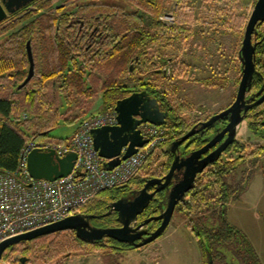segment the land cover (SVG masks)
I'll list each match as a JSON object with an SVG mask.
<instances>
[{
	"label": "trees",
	"instance_id": "trees-1",
	"mask_svg": "<svg viewBox=\"0 0 264 264\" xmlns=\"http://www.w3.org/2000/svg\"><path fill=\"white\" fill-rule=\"evenodd\" d=\"M234 1L241 9L251 2ZM70 4L74 5L73 14L85 17L86 23L99 24V34L92 42H86L89 30L79 33L78 25L69 24ZM164 8L165 0H35L1 21L0 168L15 170L28 141L68 143L71 137L56 138L51 132L62 124L81 123L87 117L114 110L117 100L132 92L135 81L145 82L161 108L169 111L167 123L160 126L166 132V143L151 153L141 172L128 183L101 191L81 209L94 216L91 220L94 225L119 226L117 212L107 214L109 204L141 188L147 178L159 172L167 173L175 156L170 150L171 143L195 126L186 117L191 105L178 96L170 83L171 78L165 71L159 72L157 64L168 61L166 55L170 50H176L198 31L185 20L164 22L161 19ZM257 29L254 35L258 42L256 72L249 95L264 85V23H259ZM28 40H31L34 55L35 75L19 89L29 72ZM239 52L236 57L241 73ZM133 61L140 63L134 66L140 77L129 70ZM191 66L186 62L176 63L172 73L186 76ZM144 70L148 73L146 78L142 75ZM240 80L241 77L238 84ZM99 95L101 106L96 113L91 112L94 106L91 100ZM76 108H82V113H75ZM246 120L250 136L246 140H236L221 158L199 174L194 188L176 208L200 239L202 264H208L209 254L214 264H262L248 236L231 225L226 217L229 202L241 198L247 190L253 167L264 154V102L253 104ZM190 141L195 142L197 148L205 140L194 135ZM246 164L251 168L242 169V177L237 180L239 169ZM163 197L164 192L158 193L139 220L158 215ZM210 217L215 222L213 226L207 223ZM160 223L152 221L148 229H156ZM20 245L25 247L23 254L29 257L35 252L38 261L48 264H62L72 256H87L95 250L110 254L134 249L111 237L95 243L84 241L74 230L43 235ZM15 248H8L4 258H9ZM226 251L231 252V261Z\"/></svg>",
	"mask_w": 264,
	"mask_h": 264
},
{
	"label": "water",
	"instance_id": "water-1",
	"mask_svg": "<svg viewBox=\"0 0 264 264\" xmlns=\"http://www.w3.org/2000/svg\"><path fill=\"white\" fill-rule=\"evenodd\" d=\"M33 1L35 0H0V22L10 13L16 12ZM259 23H264V0L256 1L245 28L239 52L242 74L235 100L227 108L195 125L171 143L170 150L175 156L169 171L164 176L147 178L141 188L133 189L109 204L110 209L107 214L117 212V219L121 225L99 227L91 222L93 215L79 212L2 241L0 263L8 248L23 241H30L59 231L74 230L79 238L93 243L105 237H111L121 243L130 244L134 248L144 247L163 235L171 224L178 204L194 188L198 174L218 160L235 141L251 106L264 102V85L257 92L249 95L256 72L258 42L255 41L254 35L258 33ZM27 53L30 61L29 72L26 79L18 86L19 89L26 86L35 75L31 40L27 42ZM134 66L133 61L129 70L133 71ZM114 110L117 113V124L101 126L91 131L95 149L107 160L104 167L110 170L119 166L122 161L137 153L149 142V138L142 133L143 124L165 125L169 115V111L161 108L158 99L152 97L146 90L133 92L118 99ZM221 120H227L228 123L210 142L191 151L188 155L182 154L180 147L185 141ZM226 134L228 136L222 142ZM219 142L221 144L215 150L206 154ZM77 158L78 154L75 151H68L63 156H59L53 148L38 147L28 155V170L34 179L55 181L74 171ZM151 188L154 190L150 191ZM160 192H164V197L159 203L160 213L140 221L139 217ZM152 221L161 223L154 231L149 232L148 225ZM26 259L27 257H22L20 261L24 263ZM208 264H214L211 254H209Z\"/></svg>",
	"mask_w": 264,
	"mask_h": 264
},
{
	"label": "rangeland",
	"instance_id": "rangeland-1",
	"mask_svg": "<svg viewBox=\"0 0 264 264\" xmlns=\"http://www.w3.org/2000/svg\"><path fill=\"white\" fill-rule=\"evenodd\" d=\"M256 1L251 0L247 7L241 9L234 0H165L162 16L170 13L175 19L185 20L198 31L195 36L183 41L176 50H170L166 55V59L172 57L169 60L172 88L175 87L178 96L191 105L186 112L190 123L194 119L217 113L235 100L239 87L237 81L242 74L239 73L236 54L241 48L242 41L240 45L239 43L243 40ZM182 62L192 65L187 71L188 74L183 77L172 73L173 65H181ZM99 97L100 95L91 100L94 105L91 112L100 108ZM82 111V108L74 110L75 113ZM77 125L78 122L62 124L51 133L56 138L71 137ZM243 137L239 135L240 140H246ZM246 167L251 168L249 164L242 166L237 180L242 177V169ZM253 169L247 190L241 198L231 199L226 217L231 225L248 236L264 264V154ZM207 223L213 226L215 222L210 217ZM24 248L20 244L16 245L14 253L9 256L11 264H48L38 261L35 252L29 257L26 256L23 254ZM95 251L101 253L99 254L105 264L118 261L121 264H202L200 239L188 227L185 216L179 211L175 212L165 233L154 243L119 253L105 254L101 250ZM226 252L228 260L231 261V252ZM22 257H27L24 263L19 261Z\"/></svg>",
	"mask_w": 264,
	"mask_h": 264
},
{
	"label": "built area",
	"instance_id": "built-area-1",
	"mask_svg": "<svg viewBox=\"0 0 264 264\" xmlns=\"http://www.w3.org/2000/svg\"><path fill=\"white\" fill-rule=\"evenodd\" d=\"M161 19L167 24L175 22V16L166 13ZM115 110L95 114L84 119L66 144L28 141L23 147L18 166L9 171L0 168V243L8 238L37 229L81 212L84 205L108 188L128 183L138 175L152 152L167 141L165 130L153 124H143L142 133L149 142L137 153L110 170L104 167L94 146L92 130L117 124ZM38 147L53 148L59 156L75 151L78 158L74 171L55 181L34 179L27 158ZM0 264H11L3 258Z\"/></svg>",
	"mask_w": 264,
	"mask_h": 264
},
{
	"label": "flooded vegetation",
	"instance_id": "flooded-vegetation-1",
	"mask_svg": "<svg viewBox=\"0 0 264 264\" xmlns=\"http://www.w3.org/2000/svg\"><path fill=\"white\" fill-rule=\"evenodd\" d=\"M69 6V10L67 11V13H72L71 14V16H69V24L71 25V26H73V27H76L77 25H78V27H79V33L80 32H83L84 33V31H87V30H89L88 31V39L86 40V42H92V39H94L95 38V35L98 33V26H99V24H97V22L96 23H92L91 21H88V23H86V19H85V17H83V16H81V15H76V14H73V12H74V10H73V8H74V5L73 4H70V5H68ZM25 7V6H24ZM24 7H22V8H24ZM22 8H20V9H22ZM19 9V10H20ZM96 18H98V17H96ZM90 27V29H88ZM99 34V33H98ZM172 58V57H171ZM170 57H167V59H168V64L166 65L164 62L163 63H158L157 64V69H158V71L160 72V71H165L168 75L171 73V70H169L170 69V66H169V60L171 59ZM137 60H138V58H137ZM163 60H164V58H163ZM139 61H137L136 62V64H135V67L137 66H139ZM145 72L142 74L143 75V78L145 77H148V73H147V71L146 70H144ZM134 72H135V74H136V76L138 77L139 75H138V73H139V70L137 69V68H135V70H134ZM140 77V76H139ZM135 85L133 86V88H132V92L130 93V94H132L133 92H139V91H143V90H146L148 93H149V91L147 90V85L145 84V82H140V81H135V83H134ZM129 94V95H130ZM150 94V93H149ZM152 97H154L152 94H150ZM230 105V104H229ZM228 105V106H229ZM227 106V107H228ZM227 107H225V108H227ZM225 108H223V109H225ZM223 109H220L218 112H220L221 110H223ZM217 112V113H218ZM214 114H216V113H214ZM214 114H211L210 116H207L206 118H197V119H194L193 120V123L195 124V125H197V124H199L200 122H203V121H206V120H208L212 115H214ZM227 123H228V121L227 120H221V121H219L217 124H213V125H211V126H209V127H207V128H205V129H203V130H201V131H199V132H197L196 134H194L195 136L197 135V136H199L201 139H203V140H205L204 141V143H202V145L201 146H199V147H197V148H195L194 146V143L195 142H193V141H190V139H192V137H194V135L193 136H191L187 141H185L182 145H181V152H182V154L183 155H188L191 151H193V150H195V149H198V148H201V147H203L204 145H206L208 142H210L217 134H218V132L219 131H221L226 125H227ZM227 136H228V134H226L225 136H224V138H223V140H222V142L227 138ZM236 140H240L239 139V137L237 136V138L235 139V141ZM235 141L231 144V145H229V147L230 146H232L234 143H235ZM221 144V142H219V143H217L215 146H213L206 154H208V153H210L211 151H213V150H215L219 145ZM228 147V148H229ZM228 148H227V150H228ZM227 150L221 155V157L227 152ZM205 156V155H204ZM220 157V158H221ZM211 165V164H210ZM209 165V166H210ZM208 166V167H209ZM207 167V168H208ZM206 170V169H205ZM204 170V171H205ZM203 171V172H204ZM202 172V173H203ZM159 175H157V176H153V177H162V176H164L165 174H161L160 172L158 173ZM199 174H201V173H199ZM198 174V175H199ZM154 190V188H151L150 189V191H153ZM181 203V202H180ZM179 203V204H180ZM119 225H121L120 223H119ZM155 229H149V232H152V231H154ZM20 261V260H19Z\"/></svg>",
	"mask_w": 264,
	"mask_h": 264
},
{
	"label": "crops",
	"instance_id": "crops-1",
	"mask_svg": "<svg viewBox=\"0 0 264 264\" xmlns=\"http://www.w3.org/2000/svg\"><path fill=\"white\" fill-rule=\"evenodd\" d=\"M79 123L80 122H78V125H79ZM78 125H77V127H78ZM243 130H245V131L243 132ZM248 132H249L248 122H247V120H245L242 123L241 128L239 129L237 136L238 137H239V135L244 136L243 139H245V138L247 139L250 136V133H248ZM244 134H248V135L245 136ZM72 136H71V138H72ZM99 253L100 252L95 251L94 253H92L90 255L80 256L82 258H80L79 256H72L69 259L63 261L62 264H105V262L103 261L102 255H100L101 253L100 254ZM73 260H75L76 262Z\"/></svg>",
	"mask_w": 264,
	"mask_h": 264
}]
</instances>
